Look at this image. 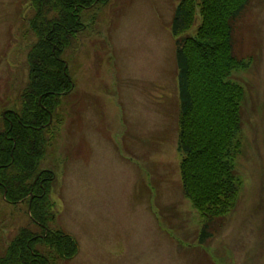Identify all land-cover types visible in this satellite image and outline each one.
Segmentation results:
<instances>
[{
  "label": "rangeland",
  "instance_id": "rangeland-1",
  "mask_svg": "<svg viewBox=\"0 0 264 264\" xmlns=\"http://www.w3.org/2000/svg\"><path fill=\"white\" fill-rule=\"evenodd\" d=\"M180 1L110 0L83 10L87 29L61 55L73 90L57 96L41 165L55 173L48 226L72 234L80 249L60 264H264V0H249L234 29V52L249 62L229 78L245 91L236 160L243 184L204 240L180 172L171 32ZM34 15L31 0H0V131L7 111L23 108ZM26 202L0 194V257L20 228L40 231Z\"/></svg>",
  "mask_w": 264,
  "mask_h": 264
},
{
  "label": "trees",
  "instance_id": "trees-1",
  "mask_svg": "<svg viewBox=\"0 0 264 264\" xmlns=\"http://www.w3.org/2000/svg\"><path fill=\"white\" fill-rule=\"evenodd\" d=\"M109 1L31 0L37 42L29 53V83L23 92V108L20 112L7 111L3 117L0 194L5 193L4 199L16 204L30 198L31 191L39 192L32 203L33 220L48 221L52 208L49 192L54 179L46 181L39 176L40 186L37 178L47 144L42 132L50 127L45 107L49 104L54 109L60 99L57 96L73 90L61 55L72 37L87 27L80 17L83 9ZM248 3L249 0H181L172 21L180 98L182 190L204 220L201 240L210 235V222L234 209L243 184L236 160L243 146L245 91L229 78L235 69L249 64L234 52L235 24ZM198 16L201 20L196 32L187 34ZM42 247H48L50 252L43 253ZM78 251V242L72 235L51 232L41 240L23 227L0 257V264H54L57 257L71 259Z\"/></svg>",
  "mask_w": 264,
  "mask_h": 264
},
{
  "label": "flooded vegetation",
  "instance_id": "flooded-vegetation-1",
  "mask_svg": "<svg viewBox=\"0 0 264 264\" xmlns=\"http://www.w3.org/2000/svg\"><path fill=\"white\" fill-rule=\"evenodd\" d=\"M93 8V7H92ZM92 8H86V9H83V10H88V9H92ZM81 17V19H82V21H83V16L81 15L80 16ZM84 22V21H83ZM85 24H86V22H84ZM87 25V24H86ZM87 29V27H84V30H86ZM83 30V31H84ZM61 98V97H60ZM51 104V103H50ZM49 106H51V105H46V107H45V110L50 114V118H51V115H52V117H53V120H54V113H55V108L54 109H52V108H50ZM52 124V123H51ZM51 124H50V126H51ZM49 126V125H48ZM47 129H48V127H46ZM44 141H45V143H48V139H46L45 137H44ZM47 145V144H46ZM43 159V158H42ZM42 172H44V173H42ZM44 174V175H43ZM43 175V176H42ZM43 177V180H50V179H55V173L53 172V170L52 169H49L48 167H43L42 165H41V160H40V163H39V166H38V176H37V178H38V180L40 181V186H41V179H40V177ZM36 181V180H35ZM34 184H35V182H34ZM51 185V184H50ZM30 195H31V197L30 198H28L27 200H25L24 202H26L27 203V207H28V212H29V209L32 211V203H33V200H34V198H35V196L37 197V196H40V193L39 192H34V191H31L30 192ZM51 201V200H50ZM32 219V218H31ZM33 220V219H32ZM34 222L33 223H35L36 225V227H38V229L40 230V231H34V235L35 236H39V238L41 239V240H44V238L45 237H47L51 232H58V233H62V231L61 230H52L51 228H49V226H48V222H49V220L48 221H43V222H41V221H38V220H33ZM23 228V227H22ZM26 228H28L27 226H26ZM21 229V228H20ZM19 229V230H20ZM29 230H31L30 228H28ZM32 231V230H31ZM19 232V231H18ZM17 232V233H18ZM65 233V232H64ZM17 235V234H16ZM43 253L44 252H46L47 254L50 252V249L48 248V247H45L43 250H41ZM53 251V250H52ZM40 254V253H39ZM58 259H60V257H57L56 258V260L54 261V264H60L59 262H58ZM62 260H71V259H66V258H61Z\"/></svg>",
  "mask_w": 264,
  "mask_h": 264
}]
</instances>
